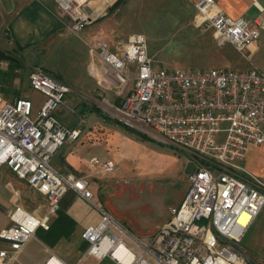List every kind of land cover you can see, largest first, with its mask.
I'll return each mask as SVG.
<instances>
[{"label": "built area", "instance_id": "1", "mask_svg": "<svg viewBox=\"0 0 264 264\" xmlns=\"http://www.w3.org/2000/svg\"><path fill=\"white\" fill-rule=\"evenodd\" d=\"M88 0H54L65 27L77 36L90 23L82 7ZM258 10L259 0H250ZM192 25L211 30L215 43L230 45L246 60L247 49L264 30V17L253 20L226 16L214 0L194 3ZM89 51L132 83L127 95L105 108L129 128L160 142L187 150L206 165L188 171L185 195L170 219L146 237H139L110 213L97 208L85 178L54 170L50 160L80 131L56 117L69 86L34 68L32 91L43 96L35 115L29 98L6 102L0 93V167L43 196L47 214L41 218L16 206L10 225L0 231V264L18 262L25 244L38 229L49 230V217L59 211L69 191L97 208L100 220L82 233L84 256L115 264H262L235 247L264 205V181L244 171L245 153L264 145V73L251 67L231 69H166L155 66L145 38L132 34L113 49L100 39L86 43ZM106 160L101 170L111 173ZM245 217V225L240 220ZM42 264H66L54 256ZM264 264V263H263Z\"/></svg>", "mask_w": 264, "mask_h": 264}, {"label": "rangeland", "instance_id": "2", "mask_svg": "<svg viewBox=\"0 0 264 264\" xmlns=\"http://www.w3.org/2000/svg\"><path fill=\"white\" fill-rule=\"evenodd\" d=\"M123 27L127 32L140 34L145 38L149 57L162 68L231 69L239 72L255 67L264 73V32L261 31L256 42L257 47L247 49L246 60L229 45H217L211 30L199 31L194 28L187 13L174 14L169 5L163 4L162 1L150 0L145 6L138 5L132 8ZM3 34L7 38L8 34L6 32ZM41 57L36 48L22 49L18 46L0 48L2 98L7 101L29 98L35 105L41 102V96L32 93L28 82L30 72L40 63ZM53 58L50 57L51 60ZM70 69L71 75L74 76L70 77V80L67 79V83L71 87L69 86V92L65 95L56 117L64 126L81 129L82 132L87 129L83 125L95 121L98 124L106 122L110 125L119 124L125 128L98 125L91 127L94 129L91 134H84L91 138L98 130L100 140L98 155L104 151L101 156L107 154L115 164V170L109 173L110 187L106 188L101 184L99 195L102 197L103 194L105 196L106 193L111 194V203L115 204L117 211L123 216V219L119 220L128 229L153 232L167 222L172 210L177 208L174 207L177 205L175 203L181 201L187 189L188 171L204 166L206 162L187 150L160 142L153 136L143 135L134 129L131 132L126 131L128 126L109 114L104 100L109 99L111 95L98 89L111 91L126 85L130 89L132 83L108 68L105 71L98 69L100 76L91 78L84 76L77 65L73 67L67 65L69 73ZM44 71L62 81L55 72ZM78 83L86 84V88L80 87ZM243 167L246 173L264 181V145L248 149ZM21 183L25 187L26 184ZM122 187L129 192L141 194L140 198L131 199L124 196L117 200L114 196ZM142 187L146 190L144 193ZM36 199L24 195L22 197L24 204L21 205L28 211H33L37 204L41 203L40 198ZM104 211L110 213L108 210ZM75 212L76 225H71L73 229L55 225L47 233L40 230L35 233L34 238L26 243L31 254L29 263L40 261L47 256L46 248L65 259L68 264H73L82 257L86 244L80 235L86 224L96 221L97 213L83 200L75 206ZM235 247L243 250L252 262L264 263V205ZM88 262L90 263L89 259H84L81 264ZM94 264L115 263L105 258L102 261H95Z\"/></svg>", "mask_w": 264, "mask_h": 264}, {"label": "crops", "instance_id": "3", "mask_svg": "<svg viewBox=\"0 0 264 264\" xmlns=\"http://www.w3.org/2000/svg\"><path fill=\"white\" fill-rule=\"evenodd\" d=\"M149 1L150 0H88L82 7V10L90 19V23L86 25L77 36H74L70 34L65 27L66 20L61 18L57 13L54 0H0V48L6 46L8 48L18 46L22 49L36 48L39 55L42 56L37 67L43 68L51 73L55 72L56 76L62 79V82L71 87L67 81L74 75H71V69L70 73L67 70V65L69 64L72 67L77 65V67L81 68L84 76L88 78L100 76L98 69L105 71V69L108 68L113 71L89 51L86 43L94 39H100L105 41L111 49H113L116 44H123L130 35L136 34L129 31L127 32L125 27H123V25L126 24L127 15L132 8L138 5L145 6ZM158 1H162L165 5L168 4L174 14L180 15L182 12L187 13L189 22L192 23V17L195 13L194 3L198 0ZM214 1L226 16L233 19L243 18L246 20H253L264 17V0H259L258 2L259 7L263 9L262 12H260L258 7L254 6L250 0ZM3 32L8 34L7 38L4 37ZM261 32H264V30H261ZM257 40L249 46V49H255L257 47ZM50 57H54L53 60H51ZM150 58L152 59V57ZM154 64L155 66L160 67L157 63L154 62ZM77 85L86 88V84L83 85L82 83H78ZM87 88H89V86ZM98 91L105 94L110 93L111 96H109V99H106L113 102V104H117V102H121L127 95L129 88L128 85H126L120 89L115 88L111 91H104L101 89H98ZM32 93L39 95L42 98L39 104L35 105L33 103L32 112L33 115H35L43 101V96L34 91H32ZM5 101L11 102L7 100ZM58 112L59 110L56 112L57 117ZM98 125L101 127L117 126L121 129L124 128L119 126V124L110 125L107 122L105 124H98L97 121L92 122V124L83 125V127L87 128L86 130H83L82 132L81 129H77L80 131V138L75 142L66 141L52 157L50 165L54 170L60 173H70L77 177L85 178L88 181V188L92 192V202L96 207L102 210H108L111 215L113 214V216H115V218L117 217L116 219L122 223L120 220L123 219V216L117 211L115 204L111 203V194L106 193V196L103 194L102 197L99 195L101 194L99 190L101 184L106 186V188H109L111 185L110 174L101 170V163L110 160V157L107 156V154L101 156L104 151L98 155V141H100L98 138V130L95 132L96 134L94 137L90 138L88 135H84L91 134L94 130L91 127H98ZM127 130L131 132L133 129L126 127V131ZM136 133L134 134L136 135ZM137 135L142 137V135ZM114 170L115 164L113 171ZM21 182L23 181L17 179L9 168L6 166L0 167V231L10 225L9 214L16 206H21L24 210L32 213L38 218L47 214L45 198L36 191L31 190L27 185L24 187ZM149 190H151V188ZM145 191L144 187H142V193ZM24 195H29L32 199H36V197L38 199L40 198L41 203L37 204L38 206L35 210L28 211V209L21 205L24 204V202H22V197ZM140 195L131 191L129 192L122 187L114 197L117 198V200L124 196H128L131 199H138L140 198ZM81 200L83 199L76 193L72 191L67 192L60 199L59 211L49 217V230L44 231L38 229L37 231L40 230L43 233H47L51 231L55 225H60V227L67 226L68 228L73 229L71 225H76V222L74 221V214H76L75 206ZM181 201L175 203L177 205L174 207H178ZM93 208L97 213L96 221L86 224L84 227L85 229L96 225L100 220V212L97 208ZM142 210H144V208ZM62 216H66L72 224H68ZM130 230L139 237H146L152 234L156 229L153 232L150 230H133L132 228ZM80 236L82 239V234ZM5 247L6 244L0 241V249ZM46 254L47 256L43 259L35 261L32 264H42L49 258V256H54L68 264L65 259L58 257L48 248H46ZM30 256L31 254L28 251V244H25L22 253L18 256V262H13L11 264H31L28 262L31 258ZM84 259L90 260V263L88 262V264L95 263L94 259L84 256L83 253L82 257L73 264H81V261Z\"/></svg>", "mask_w": 264, "mask_h": 264}, {"label": "trees", "instance_id": "4", "mask_svg": "<svg viewBox=\"0 0 264 264\" xmlns=\"http://www.w3.org/2000/svg\"><path fill=\"white\" fill-rule=\"evenodd\" d=\"M62 217L68 224H70V225L72 224L71 221L66 216H62Z\"/></svg>", "mask_w": 264, "mask_h": 264}, {"label": "bare ground", "instance_id": "5", "mask_svg": "<svg viewBox=\"0 0 264 264\" xmlns=\"http://www.w3.org/2000/svg\"><path fill=\"white\" fill-rule=\"evenodd\" d=\"M246 220H247V219H246L245 217H243V218L240 220V223L243 224V225H245Z\"/></svg>", "mask_w": 264, "mask_h": 264}]
</instances>
